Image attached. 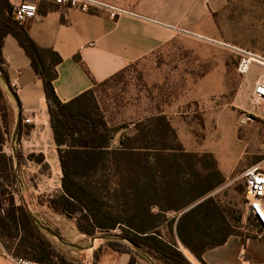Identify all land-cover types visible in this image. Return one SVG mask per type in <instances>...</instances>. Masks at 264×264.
I'll list each match as a JSON object with an SVG mask.
<instances>
[{"label": "trees", "instance_id": "obj_1", "mask_svg": "<svg viewBox=\"0 0 264 264\" xmlns=\"http://www.w3.org/2000/svg\"><path fill=\"white\" fill-rule=\"evenodd\" d=\"M8 35L21 47L42 83L58 156L60 191L40 198L39 203L73 221L79 234L103 236L109 249L129 254L128 264H136L133 251L151 264H191L183 253L187 251L197 263L205 264L201 259L205 250L237 233L226 216L227 209L211 195L224 183L215 159L210 153L186 151L165 115L133 122L130 133L112 142L98 111L95 88L118 73L61 102L52 86L61 58L49 48L37 47L13 20L9 0H0V79L5 83L9 82L2 47ZM0 121V242L4 250L38 263L75 264L43 236L31 212L22 203L16 204L8 189L17 179L12 156L2 150L10 132L1 86ZM21 133L18 124L15 142ZM15 159L17 164L23 159L18 151ZM25 160L41 170L47 167L42 154H28ZM170 213L174 216L168 218ZM162 227L169 237L162 236ZM93 259L96 264L98 250Z\"/></svg>", "mask_w": 264, "mask_h": 264}, {"label": "crops", "instance_id": "obj_2", "mask_svg": "<svg viewBox=\"0 0 264 264\" xmlns=\"http://www.w3.org/2000/svg\"><path fill=\"white\" fill-rule=\"evenodd\" d=\"M18 1L21 0H9L11 4ZM98 1L122 9L127 14L111 19L103 9L89 13L54 6L44 1L37 9L39 19L27 20L21 24L37 47L49 48L61 58V62L55 67L56 77L52 82L54 92L61 102L69 101L91 89L94 83L109 79L133 64L155 57L180 59L181 41L188 43L196 38H211L208 28L212 25V12L224 5L223 0ZM2 56L9 83L0 79V86L7 106L11 134L8 142L6 140L2 145V150L13 158L19 187H24L25 191L29 188L27 193L20 196L21 202L27 204L33 216L34 212L39 213L38 217L35 216L37 219L44 218L58 229L61 237L72 243L74 252L69 254L77 255L84 251L87 253L86 257L91 259L93 251L99 248L96 264H128L129 254L115 252L107 246H100L99 242H93L87 250L75 245L74 243L83 244L88 238L79 234L73 221L54 213L44 203H38L37 197L41 193L52 196L53 191L60 189L58 156L52 140L42 83L25 53L10 35L4 38ZM167 64L173 65L171 62ZM165 67L168 66L164 65L163 68ZM212 81L201 79L203 84ZM214 81L219 83L220 90L226 89L223 77ZM237 106L234 108L244 112ZM244 113L253 115L249 111ZM219 116L214 118V122L225 120ZM253 116L264 120V117ZM24 120H28V123ZM18 124L22 133L17 144L14 138ZM27 129L29 131L25 135L23 132ZM17 150L23 157L27 154H42L46 169L41 170L39 165L30 161L17 164ZM215 161L223 179L229 180L233 168L223 172L216 159ZM240 189L243 201L241 211L245 216L248 210L243 186ZM261 205L264 209V198ZM251 221L255 227L241 226L222 245L205 250L201 255L202 261L205 264H264V228L252 218ZM172 233L175 237L174 229ZM180 250L183 251L182 248ZM183 253L191 264H199L187 251ZM148 260L141 258L136 264H151ZM0 264H13L7 258L1 242Z\"/></svg>", "mask_w": 264, "mask_h": 264}, {"label": "rangeland", "instance_id": "obj_3", "mask_svg": "<svg viewBox=\"0 0 264 264\" xmlns=\"http://www.w3.org/2000/svg\"><path fill=\"white\" fill-rule=\"evenodd\" d=\"M223 2L222 8L212 12V25L208 28L211 38H196L188 43L181 41L178 60L155 57L129 66L106 84L98 85L95 99L113 138L112 142L130 133L133 122L164 112L186 151L215 154L223 172L233 168L231 178L224 180L211 195L223 209H227L226 216L234 229L238 230L241 226L252 228L255 225L241 211L243 201L240 188L243 186L241 175L244 170L264 161V120L253 116L264 117V103L253 107L250 102L254 81L258 75L264 74V68L253 64L245 75H238V56L233 47L264 56V0ZM164 65L168 67L163 68ZM221 77L226 83L224 90H220L219 83L214 81ZM202 78L213 81L203 84ZM236 105L242 111L253 114H248L251 121L242 120L247 113L239 112L234 108ZM218 114L225 120L214 122V118L220 117ZM10 137L9 133L7 142ZM22 158L20 163H25L27 160ZM8 189L15 203L23 204L20 196L27 193L29 188L25 191L16 183ZM59 191H53L52 195ZM45 197L44 193L38 195V203L40 198ZM32 210L35 211L34 208ZM33 214L39 216V213ZM173 216V213L167 215L168 218ZM37 220L59 238L42 230L43 236L67 260L75 264H94L93 253L91 259L86 257L84 251L77 255L69 254L74 252L72 243L61 237L58 229L44 218ZM160 232L164 238L169 237L166 228H161ZM100 236L95 235L93 242L107 246L104 239H96ZM74 244L87 250L91 239H86L83 244ZM4 252L12 254L6 250ZM132 254L138 263L141 258L134 251Z\"/></svg>", "mask_w": 264, "mask_h": 264}, {"label": "built area", "instance_id": "obj_4", "mask_svg": "<svg viewBox=\"0 0 264 264\" xmlns=\"http://www.w3.org/2000/svg\"><path fill=\"white\" fill-rule=\"evenodd\" d=\"M44 1L54 6L76 9L89 13H92L94 10L103 9L108 12L109 18L111 19L127 14V12L122 9L109 6L98 0H21L11 4L13 20L19 25L27 20H38L39 16L37 15V9L39 4ZM233 51L238 56L236 65V72L238 75H245L249 67L253 64L264 68L263 55L240 47H233ZM250 102L253 107L264 103V74H260L256 77L250 93ZM242 120L248 122L251 121V117L247 114ZM24 122L28 123V120H24ZM241 177L245 203L248 210L247 215L261 228H264V209L261 205V200L264 198V161L246 168ZM5 253L13 264H45L15 257L11 253ZM86 264H90V262Z\"/></svg>", "mask_w": 264, "mask_h": 264}, {"label": "water", "instance_id": "obj_5", "mask_svg": "<svg viewBox=\"0 0 264 264\" xmlns=\"http://www.w3.org/2000/svg\"><path fill=\"white\" fill-rule=\"evenodd\" d=\"M23 206L25 207L26 210H28L27 205H26L24 202H23ZM33 219H34V221L40 226V228H41L43 231H45V232L48 233L49 235H52V236L56 237V236H55L50 230H48L47 228L41 226V225L39 224L38 220L36 219V217L33 216ZM56 238L59 240L58 237H56ZM103 238H104L103 236L96 237V239H103ZM94 239H95V238H91V244L93 243ZM60 241H61V240H60Z\"/></svg>", "mask_w": 264, "mask_h": 264}]
</instances>
